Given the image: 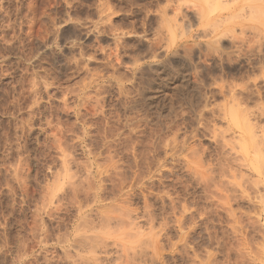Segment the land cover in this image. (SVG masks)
Masks as SVG:
<instances>
[{
    "label": "clouds",
    "instance_id": "1",
    "mask_svg": "<svg viewBox=\"0 0 264 264\" xmlns=\"http://www.w3.org/2000/svg\"><path fill=\"white\" fill-rule=\"evenodd\" d=\"M191 3L192 0H0V167L13 156L25 161L29 157L36 159L40 167L34 179L40 184L39 176L47 179L56 163L43 160L41 146L48 148L50 137L63 136L64 147L75 153L81 126L90 130V138L102 150L116 155L121 164L133 165L135 154L127 161L121 160L125 153L117 154L110 146L124 147L133 138L139 141L144 137L146 147L140 155L150 156L167 144L173 163L179 165L177 173L183 169L184 159L192 156L191 146L197 133L226 119L215 102L218 95L226 94L216 91L220 82L226 89L237 80L243 84L241 91L247 92L255 91L260 82L259 88L264 89V0H230L238 18L231 47L227 50L207 47L201 50L198 59L192 49L205 43L202 30L178 11L181 7L190 8ZM168 9L174 10L170 16ZM117 15L122 19L113 23L112 18ZM168 28L175 32L180 40L177 48L183 51L169 49ZM128 37L135 40L129 42ZM173 60L180 63L173 64ZM161 63L179 75L183 85L169 98L171 108L166 114L163 109L148 111L141 104L144 89L160 75L156 66ZM185 68L189 70L182 72ZM256 69H259L256 78H248L249 73L256 74ZM65 112L75 114L77 119L72 123L61 119ZM259 119L257 141L264 150V112ZM37 129L36 148L30 150L29 137ZM174 129L185 133L184 139L175 145L170 143ZM41 134L44 141L40 140ZM206 151L209 155L203 165V177L192 179L209 185L220 183L215 178L223 177L238 164V157L220 149L219 141L217 149ZM73 163L79 161L74 159ZM27 171L25 164L22 174L26 179ZM260 183L264 185V178ZM224 188L239 198L228 185ZM141 211L147 214L151 209L115 207L108 220L97 221L86 231L83 239L87 247L79 244L78 248L65 250L61 257H49V261L152 264L145 255L147 244L138 241L134 233L128 237L133 242L121 246L109 242L111 238L104 237L99 230L101 223L115 226ZM213 212L211 207L205 210L206 215ZM248 223L251 221L245 220L239 227L247 231ZM258 223L259 235L264 237V207ZM212 225L209 219L207 243L214 253L210 264H264V239L248 248L238 245L236 235L228 229L220 236L212 234ZM6 228L7 216L0 209V264H22L28 256L7 242ZM111 249L119 251L114 253Z\"/></svg>",
    "mask_w": 264,
    "mask_h": 264
},
{
    "label": "rangeland",
    "instance_id": "2",
    "mask_svg": "<svg viewBox=\"0 0 264 264\" xmlns=\"http://www.w3.org/2000/svg\"><path fill=\"white\" fill-rule=\"evenodd\" d=\"M207 6L209 5L192 0L190 8L178 9L188 17V21L202 30V41L205 43L192 49V54L197 59L200 58L202 49L219 46L227 50L232 44V32H227L225 37L222 36L223 45L216 42L218 37L215 35L218 33L211 27L212 22L209 20L211 5ZM173 11L168 9V15H172ZM225 12L226 10L219 8L215 15L224 17ZM235 15L234 12L233 16ZM121 19V15L112 18L113 23H118ZM150 19L155 18L150 17ZM188 21H185L186 29ZM237 23L236 16L225 25L233 29ZM168 31L169 49L183 51L177 48L180 40L175 32L171 28H168ZM127 39L129 42L135 40L134 37ZM172 63L178 65L180 62L173 60ZM157 66L160 75L150 81L149 86L144 89L141 104L148 111L163 109L166 114L171 108L169 98L182 89L183 85L180 83L181 77L173 73L171 68L163 63ZM188 70L185 68L182 72ZM258 74L259 69H256V74L249 73L248 78L255 79ZM259 83L255 91L247 92L241 91L243 84L237 80L229 83L226 89L225 84L220 82L216 91H226V94L218 95L215 102L220 106L219 112L223 113L226 119L214 123L207 131L201 129L197 133V139L191 146L192 156L184 159L183 169L178 173L176 169L179 165L173 163V155L169 154L167 144L159 147V150L150 156L140 155L144 153L146 147L144 137L139 141L133 138L124 147L111 145L110 147L117 150V154L120 151L125 153L120 157L121 160L127 161L135 154L134 163L129 166L127 163H119L116 155L111 154L108 149L102 150L95 140L90 138L88 134L90 130L81 126H78L75 153L64 147L63 136L50 137L48 148L41 146L40 155L43 160L48 164H52L53 160L56 163L52 172L47 173V179H44L43 175L39 176L40 184L34 179L40 167L36 159L29 157L25 161L18 156L9 159L4 167H0V209L7 216V228L4 230L7 242L21 248L28 256L22 264H46V261L48 264H58L55 259L49 261V257H61L65 250L78 248L79 244H84L82 237L90 226H95L100 218L104 220L105 217H110L117 206L151 209L147 213L149 218L140 217L145 212H137L135 215H130L129 219H125L120 224L121 229L118 230L124 233V240L130 241L129 233H134L136 237L140 233L146 235L150 231L148 228L152 226V234L160 238L158 255L153 259L151 253L147 255L152 264H206V262L210 264L214 253L207 243L209 219L213 221L212 234L220 236L224 229H228L236 235L238 245L251 248L253 242L258 244L264 239L259 235L258 223L260 210L264 207V199H262L264 185L259 186L261 183L257 182V175L264 178V168L262 172L260 169L259 174H256L248 161L257 158L261 165V160L264 159L262 154L264 150L258 147L257 141V125L261 123L259 114L264 112V89L259 88ZM57 95L59 96V93ZM53 103L59 104V101ZM205 115L210 117L211 113ZM61 119H67L72 123L77 117L73 113L65 112L61 114ZM236 120L237 126L232 122ZM194 126L195 124L192 125ZM185 128L191 131L188 124H185ZM37 132L38 129L29 137L27 147L30 150L36 148L34 138ZM184 135L182 131L174 129L170 143L175 145L176 141L184 139ZM40 140L44 141L43 134L40 135ZM218 141L220 149L225 153L232 152L239 161L241 159V162L238 161L240 164L231 169L232 172L233 170L236 172L228 171L223 177H216L215 179L220 183L212 185L206 181L201 183L200 179H192L193 177L202 179L203 165L209 155L206 150L217 149ZM202 150H204L203 155H200ZM74 159L79 163H73ZM25 164L28 170L27 179L22 174ZM237 183H241L239 188L232 186ZM254 183L258 184V187L252 186ZM224 185H228L236 193L239 192L240 194L237 193L239 198L231 196ZM245 191L250 193L247 194ZM209 207L213 208L214 212L206 215L205 210ZM83 214L88 216L84 217ZM95 214L100 215L98 219L95 218ZM78 215H82V218L78 219ZM134 216L138 219L135 220ZM245 220L251 221L245 225L247 231L239 227ZM144 221L149 224L143 223ZM112 227L116 228L117 225ZM73 241L78 243L74 244ZM171 247L173 249H170ZM159 253L160 261H158Z\"/></svg>",
    "mask_w": 264,
    "mask_h": 264
},
{
    "label": "bare ground",
    "instance_id": "3",
    "mask_svg": "<svg viewBox=\"0 0 264 264\" xmlns=\"http://www.w3.org/2000/svg\"><path fill=\"white\" fill-rule=\"evenodd\" d=\"M209 0H203V2L202 3H204V4H207V5H211V7L209 8V20L212 22L211 24L213 25H211V27L215 30L216 29V33H218V35H215V36H217L218 38L216 39V42L217 43H219L220 45H223L222 44V36L223 37H225L226 35H227V32H232L233 31V29L232 28H230V26H227V25H225V23H227L230 19H233V17L234 18H236V15L235 16H233L234 15V11H233V9H232V7L230 6V2H229V0H210L209 2H208ZM209 3V4H208ZM209 6H207V7H209ZM219 8H223L224 10H226V12H225V14L226 15H224V17L222 16V15H215L216 14V11H217V9H219ZM200 11V10H199ZM222 16V17H221ZM220 22V23H219ZM209 25V26H210ZM234 27V26H233ZM210 29V28H209ZM231 29H232V31H231ZM211 32H212V30H211ZM220 33V34H219ZM231 35H232V33H231ZM222 38V39H221ZM212 42V41H211ZM161 65V64H160ZM158 67V66H157ZM165 68H166V66H165ZM165 70V69H164ZM257 94V93H256ZM260 94V93H259ZM261 96V95H260ZM234 119H236V118H234ZM232 120H233V118H232ZM232 122H235V126H237V120L236 121H232ZM236 134V133H235ZM241 136V135H240ZM242 137V136H241ZM240 138V137H239ZM237 140H239L238 138H236ZM241 139V138H240ZM238 143H239V141H238ZM251 143V142H250ZM258 147L260 148V146L258 145ZM231 150V149H230ZM262 150V149H261ZM232 151V150H231ZM259 153H260V151H259ZM262 154H264L263 152H262ZM261 154V155H262ZM235 155H237V154H235ZM263 157V156H262ZM264 158V157H263ZM262 159V158H261ZM239 161V160H238ZM239 162H241V159H240V161ZM238 162V163H239ZM249 165H250V167L253 169V171H255L256 172V174H259L258 172H259V170L261 169V172H262V169L264 168V167H262V166H264V159L263 160H261V165H260V162H259V160L257 161V158L254 160V159H250L249 161ZM240 164V163H239ZM242 164V163H241ZM237 165V164H236ZM243 166H246V165H243ZM238 167H241V166H239L238 165ZM238 167H236V168H238ZM246 168V167H245ZM245 168H243L242 167V169H245ZM233 169V168H232ZM240 169V168H239ZM247 169V168H246ZM264 170V169H263ZM229 171H231V170H229ZM235 170H233V172H234ZM232 171H231V173H233ZM236 172V171H235ZM241 172V171H240ZM248 173V172H247ZM237 174V173H236ZM241 174H242V172H241ZM241 174H240V177H241ZM245 174V173H244ZM238 175V174H237ZM232 176V175H231ZM246 176V178H248L247 177V175H245ZM239 177V176H238ZM240 177H239V181H240ZM242 178L243 179H245V181H247L246 180V178H244V176H242ZM241 178V179H242ZM254 178V177H253ZM232 179V178H231ZM233 179H234V177H233ZM232 179V180H233ZM250 179H252V178H250ZM256 179V178H255ZM262 179V177H260L259 175H257V182L258 183H260V180ZM236 180H237V177H236ZM249 181V180H248ZM256 181V180H255ZM255 181H253V182H255ZM230 182V181H229ZM233 182V181H232ZM238 182V181H237ZM241 182H243V181H241ZM252 182V181H251ZM256 182V183H257ZM245 183V182H244ZM247 184H248V182H246ZM256 183H254V185H252V186H255L256 185ZM229 184H231V183H229ZM239 184H241V183H239ZM250 184V183H249ZM253 184V183H252ZM245 185V184H244ZM261 184H259V186H260ZM232 186H235V185H233L232 184ZM257 187H258V184L256 185ZM256 186H255V188H256ZM243 186L241 185V188H242ZM250 187V186H249ZM262 187V186H261ZM239 188V187H238ZM237 188V189H238ZM248 188V187H247ZM243 189V188H242ZM250 189V188H249ZM260 189V188H259ZM234 190V189H233ZM245 190H247L246 188H245ZM252 190V189H251ZM253 191V190H252ZM251 191V192H252ZM258 191V190H257ZM246 192V191H245ZM238 194H240L239 192H237ZM247 194L248 193H250L249 191L248 192H246ZM253 193H254V191H253ZM257 193V192H256ZM258 194H260L259 192H258ZM242 195V194H241ZM240 195V196H241ZM243 195H245V194H243ZM256 194H254V196H255ZM232 196V195H231ZM250 196V195H249ZM248 196V197H249ZM244 197H246V195L244 196ZM248 197H247V199H248ZM259 197H260V195H259ZM243 198V197H242ZM251 198V197H250ZM256 198H257V195H256ZM256 200V199H255ZM259 200H260V198H259ZM226 205V204H225ZM84 215V217H87L88 216V214H83ZM79 217H78V219H81L82 218V215H78ZM99 216L100 215H98V214H95V218L96 219H98L99 218ZM112 216V215H111ZM110 216V217H111ZM148 217L149 216V214H147L146 215V213H144L142 216H140V217ZM110 217H105V219L104 220H108ZM129 217L130 216H128L127 217V219H129ZM182 217H180V219H181ZM134 219L135 220H137L138 219V217H135L134 216ZM102 220V218H100V220H98V221H101ZM124 221V220H123ZM123 221H121L119 224H117V227L115 228V227H112L113 225L111 224V223H101L100 224V232L104 229V231H102L101 233H102V235L104 236V237H108V238H112V240H110L109 242H111V243H116V242H118V243H120L121 244V246H124L125 244H127V243H132V241H127V240H124V233L123 232H119V230L118 229H121V227L122 226H120V224L123 222ZM143 223H147V224H149L147 221H144ZM139 224V223H138ZM150 231L146 234V235H144L143 233H140L138 236H137V240L138 241H143V242H145L146 244H147V251H146V253H145V255L147 256L148 255V253H151V257H152V259L153 258H155V256L156 255H158V250H159V243H160V238L157 236V235H153L152 234V226L151 227H149L148 228ZM82 239H83V237H82ZM84 240V239H83ZM85 241V240H84ZM84 245H85V247H87V244H86V242H84ZM171 245H173V244H171ZM172 247H175V246H172ZM170 248V249H173V248ZM110 251H112V252H118L119 251V249H111ZM160 259H161V254L159 253V258H158V261H160ZM196 262V261H195ZM199 261H197V263H198ZM200 263V262H199ZM201 264V263H200Z\"/></svg>",
    "mask_w": 264,
    "mask_h": 264
}]
</instances>
